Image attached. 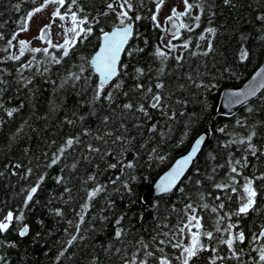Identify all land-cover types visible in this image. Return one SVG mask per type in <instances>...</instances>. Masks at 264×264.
Instances as JSON below:
<instances>
[{
	"label": "snow or ice",
	"instance_id": "1",
	"mask_svg": "<svg viewBox=\"0 0 264 264\" xmlns=\"http://www.w3.org/2000/svg\"><path fill=\"white\" fill-rule=\"evenodd\" d=\"M26 3L32 7L13 21L15 28L9 31L6 27L11 17L0 23V129L25 108L22 91L27 89L32 99L36 97L38 78L50 83L54 93L79 97L77 108L87 107V112H65L61 123L80 131L63 137L50 155L45 151L43 159L33 155L26 163L9 160L0 168V178L7 181L15 176L19 185L13 186L18 203L0 200V264H12L8 250L19 248V241L30 239L35 244L42 238L40 231L33 232L28 213L41 203L38 193L49 179L62 191L50 195L43 206L57 223L67 225L62 230L64 238L57 241L53 264H81L85 258L86 264H105V260L112 264L113 257L119 264H264V170L259 167L264 161V64L242 87L223 92L229 112L222 115H229L237 106L243 109L233 126L215 129L223 139L218 138V148L208 157L215 162L223 150L224 163H213L200 175L197 160L210 143L206 130L194 137L190 149L155 184L161 198L181 194L182 207L173 204L171 209L174 223L167 215L157 217L150 231L137 235L128 226L127 211L136 201L132 199L118 213L117 198H113V194L119 200L133 197L136 183L147 179L140 170L170 161V149H179L189 140L200 118L197 112L207 107L205 93L219 88L223 78L239 79L236 61L243 65L254 58L250 40L258 39L264 49V0L256 5L255 21L261 32L256 37L239 33L231 63L218 42L214 43L219 32L214 26V0H178L176 5H169V0H100L99 5L96 0L90 4L87 0H19L15 4L9 0L16 13ZM222 3L238 7V0ZM50 6L49 23L33 38L42 46L34 47L31 40L20 37L29 31L33 17ZM165 8L169 14L162 21ZM202 18L208 26L193 36L201 28ZM57 20L60 31L54 42L52 26ZM144 21L149 31L159 33L150 51L149 36L141 31ZM166 37H170L167 43ZM92 39L99 43L90 55H84L81 50ZM146 52L148 62L141 66L138 57ZM192 60L196 62L190 63ZM9 63L15 65V75L3 66ZM9 92L15 95L16 106H7L12 97L7 101L4 97ZM189 104L197 107L189 110ZM57 107L50 102L49 114L37 115L32 104V117L47 121ZM32 117L18 125L9 143L30 139L26 128L40 133L29 122ZM90 118L97 121L95 129L88 124ZM56 144L51 139L49 147ZM29 153L26 144L23 155L29 157ZM52 168H58L57 175L50 176ZM109 170L118 175L105 182L101 177ZM192 172L198 178L192 179ZM77 178L76 195L83 192L79 196L82 202L71 209L69 219L64 207L55 204L68 205L76 199ZM186 180L192 189L186 190ZM144 203L147 207L151 201ZM109 222L111 238L97 247V225L103 231ZM36 223L45 227L43 219ZM12 234L15 239L9 238ZM87 241H93L91 246Z\"/></svg>",
	"mask_w": 264,
	"mask_h": 264
},
{
	"label": "trees",
	"instance_id": "2",
	"mask_svg": "<svg viewBox=\"0 0 264 264\" xmlns=\"http://www.w3.org/2000/svg\"><path fill=\"white\" fill-rule=\"evenodd\" d=\"M19 2V0H11L12 4ZM90 4L92 0H87ZM217 15L214 20V26L219 29V32L216 37V42H218L220 51L224 52L228 56L229 63H231L232 58L235 55V51L238 47L237 37L240 32H245L250 34L252 37H256L261 32V26L255 21V17L258 14L256 11V5L258 0H238V7L235 9L225 7L222 3V0H214ZM96 3L99 5L100 0H96ZM249 5H252L250 8ZM32 7L31 4H23L20 13H16L9 6V0H0V23L5 20H9L8 25L6 26L9 31L15 28V24L13 21L17 20L19 16L24 15L25 9H30ZM208 23L206 19L202 18L201 28L196 30V33L192 35H198L203 28L207 27ZM141 31H145L149 36V44L151 49V44L156 41L159 33L151 32L148 30L147 21L142 22ZM99 42L95 39H92L90 44L86 45V48L82 49L84 55H90L94 50L95 46ZM195 43V41H193ZM141 46H143L141 44ZM249 47L255 53L254 58L251 62H245L243 65L237 60L234 67L237 69L239 79H221L219 88L211 91L210 93H205V103L207 107L203 112L198 111L197 115L200 117L199 121L193 125L194 131L192 132L189 140L185 142V144L179 149H170L171 159L163 165L152 169H141L140 175L142 177H147L146 180L141 179L134 186V196L127 197L125 196L124 200H119L116 194H113V198H117L118 209L117 212L125 210V206L130 203L132 199L136 201L135 204H132L128 211V226L132 228V231L137 235L143 234L146 231H150L156 223L157 217L169 216L170 223L175 222V214L172 213V205L175 204L176 208L179 209L182 207L184 201L180 199V193H174L171 195H165L162 198L160 196L150 197L148 195V191L151 189L155 181L161 175L163 171H165L174 160L186 152L191 144L194 142V137L198 134H201L204 130H209V140L210 143L206 148L203 149L201 155H199L197 160V166L200 170V175L204 174L205 169H209L213 163H224L223 150L220 151V155L218 156L217 161L213 162L209 159L208 153L213 149L218 148V138L223 139L221 135L215 132V129L224 125H229L230 127L234 125L236 118L243 114V109L241 108L236 114L232 116H222L217 115V108L219 105L221 92L222 90L229 85H239L242 83L250 74L257 68L260 61L264 56V49L260 46V41L258 39H252L249 42ZM140 60L141 66L145 65L148 62L147 52L138 57ZM196 61L192 60L190 63L194 64ZM136 63V60H132L129 66V73L132 72L131 65ZM209 67H211L212 61L208 60ZM7 67L10 71L15 75V65L9 63L3 65ZM219 67V65H217ZM212 72H215V69H212ZM27 74V73H26ZM56 79L55 76L52 77ZM35 91L37 93L36 97L32 99L27 92V89L20 93V98L25 100V108L22 109L21 113L18 117L9 121L2 129H0V168L8 162L9 160L18 162L24 161L25 163L29 158L33 155L40 156L43 159V152H49V155L52 151L55 150L56 146H58L62 138L66 135H70L74 132H79L80 129L77 127H70L61 123L65 112L70 113L73 110H78L81 112H87V107L83 109L77 108V101L80 99L75 95H68L65 92H55L54 88L50 83H47L41 79H37L35 81ZM9 96L12 97L11 104L7 106H16L18 101L15 95L12 92L5 94V101L8 100ZM191 99V98H189ZM51 104L57 105V110L51 115H49V119L47 121L44 120H35L32 117V108L31 105L35 104L36 114H49ZM178 107V106H177ZM189 110L197 107L195 104H189ZM264 115V114H261ZM30 119V123H33V126L37 129H40V133H32L30 130L26 128V131L29 132L30 139H20L17 142L9 143V137H11L12 133L18 127L20 123L23 122L24 119ZM88 124L92 126L93 129L97 127V121L95 118H90ZM237 131H241L237 129ZM261 138H264L262 136ZM51 139H55L57 141L56 145L49 147V142ZM30 145V153L29 157H25L23 155V148L25 145ZM239 155V153H237ZM259 167L261 170H264V161L259 162ZM91 169H87L89 171ZM50 176H55L58 174V168H52L48 170ZM224 169L220 170V175L224 174ZM85 173H81L84 175ZM114 175H118L112 170L106 171L104 175L101 177L102 180L108 182ZM192 179H196L197 174L195 172L191 173ZM75 187H74V195L77 194V189L79 188L80 181L79 179H75ZM20 183H24L21 181ZM187 189H192L193 185L190 181L184 182ZM13 186L18 187L17 177L12 176L7 181L3 178H0V200H7L8 203L14 204L18 203L15 197V188ZM205 190H207V185H205ZM61 188L55 185L54 181L49 179L46 181V185L44 186V191L38 193V198L41 203L38 205H34L33 211L28 213V221L33 225V232L40 231L42 238L38 240V243H32L30 239H25L19 241L20 247L17 249L8 250L9 259L12 261V264H53L56 256L57 249L59 248V244L57 241L62 240L63 237V228L67 227L66 223L61 221L57 223V218L49 215L45 207L43 206L45 202L50 198V195H57ZM83 192H79L76 195V199L73 202H70L68 205H63L62 202L57 201L55 206H62L65 209L67 218H72L71 209L77 207L79 203L82 201L79 199V196H82ZM144 201H151L147 207ZM103 201L100 202L102 204ZM99 207V205L97 206ZM140 217H143V220H139ZM43 219L45 221V227L41 229L36 221ZM246 224H250L251 221H246ZM259 223V221H257ZM98 231L95 239V244L99 247L101 244H105L110 240V234L113 231L112 223L109 222L105 225L103 231H99V225H97ZM51 232L52 235H48ZM10 239H15V234L9 236ZM89 245L93 243V241H87ZM119 246V245H117ZM82 256V252L78 253V257ZM81 264H86V258L81 262ZM105 264H109L108 260H105ZM112 264H119L116 257L112 258Z\"/></svg>",
	"mask_w": 264,
	"mask_h": 264
},
{
	"label": "rangeland",
	"instance_id": "3",
	"mask_svg": "<svg viewBox=\"0 0 264 264\" xmlns=\"http://www.w3.org/2000/svg\"><path fill=\"white\" fill-rule=\"evenodd\" d=\"M178 3V0H169V5H176ZM181 10H183V6L179 5ZM51 12V6L49 9L45 10L43 13L37 14L36 17H33L32 22L29 26V31L22 33L21 37L22 39L31 40L34 47H40L42 46L41 41L38 39H33L39 34V31L41 27L49 23V17ZM168 13V9L165 8L162 10L161 20L163 21V17L166 16ZM59 20H57V23L52 26V39L55 42L57 38V33L60 31L59 27L57 26L59 24ZM170 37L165 38V43H167V39ZM207 42H203V46L206 47Z\"/></svg>",
	"mask_w": 264,
	"mask_h": 264
},
{
	"label": "water",
	"instance_id": "4",
	"mask_svg": "<svg viewBox=\"0 0 264 264\" xmlns=\"http://www.w3.org/2000/svg\"><path fill=\"white\" fill-rule=\"evenodd\" d=\"M262 64H264V56H263L262 60L260 61L259 65L257 66V68H256V69L250 74V76H248V77H247L242 83H240L239 85H229V86L225 87V88L222 90V92H221V97H220V101H219V105H218L217 112H216L217 115H222V114H221L222 112H223V113H228V112H229V110H228L227 108L224 107V101H223V99H222L223 92L226 91V90H230V89H238V88L242 87L245 83L248 82V80L251 79V77H252V76L255 74V72L258 70V67L261 66ZM241 108H242V106H237V107L234 108V109L231 111V113H229V115H227V116H232V115L236 114ZM222 116H225V115H222ZM206 130H207V129H206ZM206 130H204L201 134H203ZM208 131H209V130H208ZM190 147H191V146H190ZM189 149H190V148H189ZM189 149H188V150H189ZM188 150H187V151H188ZM187 151H186V152H187ZM186 152L182 153L181 155L185 154ZM179 156H180V155H179ZM179 156H178L176 159H178ZM174 161H175V160H174ZM173 163H174V162H173ZM169 167H170V166H169ZM167 169H168V168H167ZM167 169H166L165 171H167ZM165 171H163V172L161 173V175H160V176L158 177V179L155 181V183L153 184V186L151 187V189L148 191V195H149L150 197H156V196H159L158 193L155 191V184L159 181L160 177L164 174Z\"/></svg>",
	"mask_w": 264,
	"mask_h": 264
}]
</instances>
